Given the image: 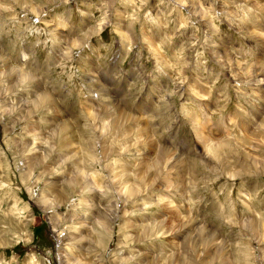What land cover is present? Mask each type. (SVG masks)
I'll use <instances>...</instances> for the list:
<instances>
[{"label": "rangeland", "instance_id": "374dc122", "mask_svg": "<svg viewBox=\"0 0 264 264\" xmlns=\"http://www.w3.org/2000/svg\"><path fill=\"white\" fill-rule=\"evenodd\" d=\"M0 264H264V0H0Z\"/></svg>", "mask_w": 264, "mask_h": 264}, {"label": "bare ground", "instance_id": "6f19581e", "mask_svg": "<svg viewBox=\"0 0 264 264\" xmlns=\"http://www.w3.org/2000/svg\"><path fill=\"white\" fill-rule=\"evenodd\" d=\"M39 13V12H38ZM23 79V78H22ZM24 80V79H23ZM254 85V84H253ZM44 98L47 100V96H44ZM45 101V100H44ZM67 128H68V126H66V124L64 125H62L61 126V129H64V130H67ZM59 129V131H60V128H58ZM69 129V128H68ZM200 131V130H199ZM64 133V132H63ZM66 133H68V131L66 132ZM65 134V133H64ZM206 137V136H205ZM247 142H249V139H248V141ZM212 154V153H211ZM40 156V155H39ZM160 156V155H159ZM158 156V157H159ZM170 157V156H169ZM172 159V158H171ZM166 160V159H165ZM159 161V160H158ZM164 161V160H163ZM169 163V162H168ZM173 163V162H172ZM151 164V163H150ZM156 164H158V163H156ZM170 164V163H169ZM174 164V163H173ZM159 165V164H158ZM153 166H155V165H153ZM156 167V166H155ZM159 167V166H158ZM158 167H157V169H158ZM179 167V166H178ZM153 171V170H152ZM148 173H146V175H147ZM150 174V173H149ZM142 175V174H141ZM140 179V178H139ZM74 180V179H73ZM257 227V226H256ZM213 241V240H212ZM210 242V241H209ZM201 243V242H200ZM213 245V244H212ZM214 246V245H213ZM74 263V262H73Z\"/></svg>", "mask_w": 264, "mask_h": 264}]
</instances>
